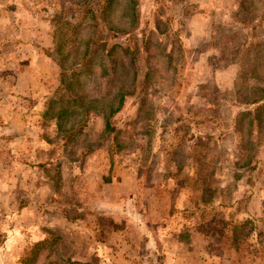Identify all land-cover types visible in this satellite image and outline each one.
I'll use <instances>...</instances> for the list:
<instances>
[{
	"label": "rangeland",
	"instance_id": "374dc122",
	"mask_svg": "<svg viewBox=\"0 0 264 264\" xmlns=\"http://www.w3.org/2000/svg\"><path fill=\"white\" fill-rule=\"evenodd\" d=\"M104 4L0 0V264H264V0Z\"/></svg>",
	"mask_w": 264,
	"mask_h": 264
},
{
	"label": "trees",
	"instance_id": "16d2710c",
	"mask_svg": "<svg viewBox=\"0 0 264 264\" xmlns=\"http://www.w3.org/2000/svg\"><path fill=\"white\" fill-rule=\"evenodd\" d=\"M114 3V0H105V4L103 6L102 9V17L104 18H108V13L109 11H111V7ZM135 5L136 3H134L133 5V22L134 20H137L136 17V11H135ZM249 6H246V8H248ZM99 19V16L96 17V20ZM98 23V22H96ZM82 25H76L74 26V29L78 30V29H82ZM75 43H72V47L74 49H78L80 48V46H91V44L95 43V41H97L95 34H93L92 36L89 35L88 38L86 39H81V41H78L77 39H73L72 40ZM60 43V42H59ZM59 45V44H58ZM74 53V52H73ZM70 53H67L66 57L68 55H70ZM87 55L84 54L81 57H77L76 55L74 56V64L73 67L67 68L65 67L64 62L63 64H61V85L62 87H65L67 90H69L71 92L70 96L66 99L65 97H60L58 99H52L51 100V104L50 107L48 108L47 113L48 114H54V118H56L58 120V127L63 129L64 128V121L65 120H71V118L73 119V117L77 118V122H80V116H86V114L89 111V108L86 107V93H84L82 91L83 87H82V76H85L89 73L90 70V65L86 63V58ZM72 68V69H71ZM72 70V72H71ZM124 93H120L117 92L116 93V97H120L119 98V103L118 105H115L114 103L111 105H107V107H104L103 112L106 113V126H110L111 122V117L114 115V113H116L123 105L124 100ZM248 98V97H247ZM246 98V99H247ZM245 99V100H246ZM262 99H260V97H251L246 101H251V102H257L260 101ZM74 101V103H73ZM97 101V100H94ZM75 102L77 103V105L75 104ZM261 106V105H260ZM258 107L259 112L257 113L256 116V120L259 118L261 119L262 114L260 111H262L261 109H263L264 107V103H262V107ZM47 114V115H48ZM71 129H74V126L70 127ZM240 166H244L239 164ZM241 226H239L240 228ZM238 233V231H236V234ZM45 241H39L37 244L34 245L33 251L28 255L25 256L21 262V264H35L37 262V258L39 255V251L41 250L43 244H45Z\"/></svg>",
	"mask_w": 264,
	"mask_h": 264
}]
</instances>
